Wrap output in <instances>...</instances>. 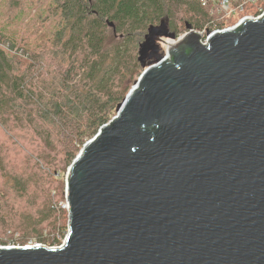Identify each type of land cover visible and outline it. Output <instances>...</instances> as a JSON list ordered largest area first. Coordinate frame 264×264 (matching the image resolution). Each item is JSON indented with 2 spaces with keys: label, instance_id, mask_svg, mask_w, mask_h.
Listing matches in <instances>:
<instances>
[{
  "label": "water",
  "instance_id": "obj_1",
  "mask_svg": "<svg viewBox=\"0 0 264 264\" xmlns=\"http://www.w3.org/2000/svg\"><path fill=\"white\" fill-rule=\"evenodd\" d=\"M207 36L164 57L175 35L147 29L142 73L69 167L63 244L0 264H264V16Z\"/></svg>",
  "mask_w": 264,
  "mask_h": 264
},
{
  "label": "trees",
  "instance_id": "obj_2",
  "mask_svg": "<svg viewBox=\"0 0 264 264\" xmlns=\"http://www.w3.org/2000/svg\"><path fill=\"white\" fill-rule=\"evenodd\" d=\"M45 1L37 18L43 28L31 31L25 8L36 2L0 0V222L5 234L21 235L0 245L24 246L33 234L39 245L57 247L59 240L42 234L54 207L20 212L16 201L35 205L49 183L45 172L66 170L115 116L128 81L140 74L137 52L147 29L162 20L175 36L186 26H215L210 0Z\"/></svg>",
  "mask_w": 264,
  "mask_h": 264
},
{
  "label": "rangeland",
  "instance_id": "obj_3",
  "mask_svg": "<svg viewBox=\"0 0 264 264\" xmlns=\"http://www.w3.org/2000/svg\"><path fill=\"white\" fill-rule=\"evenodd\" d=\"M36 2V4H30L29 3V8H25V14L27 15V18H25V21L23 25H26L27 29H32L31 31H34L35 29H42V23L37 19L39 16L42 15V11L48 4L47 1L45 0H33ZM204 2V1H203ZM264 6V0H241L238 3V0H210V3L207 4L206 7L209 8L210 12V17L212 19V23L215 26H212L209 28L208 26H205L202 30H197V29H189L183 28L179 31V33L176 35V38L178 37H185L191 32H195L200 37H208L207 32L211 33L214 31H221L226 28H231L236 26L238 23H240V20L243 18H253L256 14V12L259 11V9H262ZM264 10V9H263ZM38 11V12H37ZM37 12L35 15L34 13ZM12 13V11H11ZM14 15V13H12ZM33 18V19H31ZM251 20V19H250ZM206 25V24H205ZM208 25V24H207ZM219 25V26H216ZM209 28V29H208ZM167 41H170V38L162 37L161 41H157L156 43L159 46V54L161 56H164L167 53L168 46L166 44ZM176 41V40H175ZM172 42V41H171ZM140 74L142 73L143 69H140ZM138 75V77L140 76ZM138 77H135L133 80L128 81V91L131 88L134 87V84ZM115 116L112 117L115 118ZM111 119V120H112ZM31 146H27L26 148H23L24 153H28L25 149L31 150ZM20 153V157H22V152ZM71 165V164H70ZM70 165L66 168V170L55 173L54 176H52L51 172H45L44 178L48 180L49 183L46 182V184H43V189L42 191H38L35 205H30L27 206L24 205V202L21 200L16 201L15 204V211L16 210H21L20 212H24V210H27V212L30 211H35L36 209L40 208L41 206L44 205L47 209L48 207H54V210L51 209V220L48 221L47 223L44 224L43 228V236L45 239L52 238L54 236L57 240H59V244L56 246H59L63 244L65 237L68 233V212L66 208V201H65V185L66 181L68 180L69 177V167ZM60 187L62 190V193L60 192ZM0 190H2V186L0 185ZM24 209V210H23ZM1 210V209H0ZM5 211H2L4 213ZM14 223H17V219H14ZM55 226V231L52 230V228ZM63 232L62 234H60ZM7 234L4 233V226L0 222V241H6V240H12L18 242V240L21 238L19 235V232H10L7 231ZM33 236L35 235H30L29 238H31L28 242H25L26 245L24 246H30V245H36L40 244L35 241ZM26 238V235L23 234L22 238ZM41 246H44L46 248L51 247L50 245L46 243H41ZM0 247H23L20 243L16 244H6V245H0Z\"/></svg>",
  "mask_w": 264,
  "mask_h": 264
},
{
  "label": "built area",
  "instance_id": "obj_4",
  "mask_svg": "<svg viewBox=\"0 0 264 264\" xmlns=\"http://www.w3.org/2000/svg\"><path fill=\"white\" fill-rule=\"evenodd\" d=\"M227 1V0H226ZM203 4H204V2H203ZM262 16H264V10L263 9H259V11L255 14V16L253 17V18H243L242 20H240V22L241 21H243V20H250V19H257V18H261ZM184 38V36L183 37H178V38H176V36H175V39H170V41H172V42H177V41H180V40H182ZM176 40V41H175ZM201 44H203V45H206L207 44V38L205 37H201ZM168 50L169 49H167L166 51H167V53L164 55V57H167V54H168Z\"/></svg>",
  "mask_w": 264,
  "mask_h": 264
},
{
  "label": "bare ground",
  "instance_id": "obj_5",
  "mask_svg": "<svg viewBox=\"0 0 264 264\" xmlns=\"http://www.w3.org/2000/svg\"><path fill=\"white\" fill-rule=\"evenodd\" d=\"M180 43V41L177 42H171V41H167L166 44L168 46V49H172V47H175L176 45H178ZM67 208V207H66Z\"/></svg>",
  "mask_w": 264,
  "mask_h": 264
}]
</instances>
